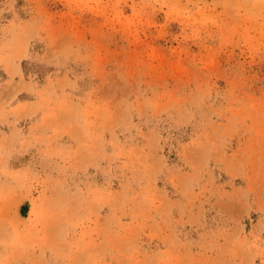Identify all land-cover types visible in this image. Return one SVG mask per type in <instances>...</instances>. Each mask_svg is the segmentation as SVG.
Segmentation results:
<instances>
[{
    "label": "rangeland",
    "instance_id": "rangeland-1",
    "mask_svg": "<svg viewBox=\"0 0 264 264\" xmlns=\"http://www.w3.org/2000/svg\"><path fill=\"white\" fill-rule=\"evenodd\" d=\"M0 264H264V0H0Z\"/></svg>",
    "mask_w": 264,
    "mask_h": 264
}]
</instances>
